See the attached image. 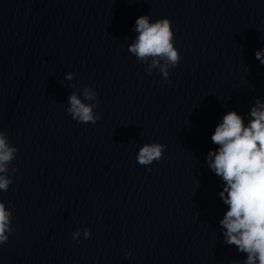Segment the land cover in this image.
<instances>
[{"label":"clouds","instance_id":"1","mask_svg":"<svg viewBox=\"0 0 264 264\" xmlns=\"http://www.w3.org/2000/svg\"><path fill=\"white\" fill-rule=\"evenodd\" d=\"M137 35L128 45V51L138 62L147 65L146 72L152 75L158 69L164 83H170V69L180 63V52L175 47L174 32L170 19L161 18L151 22L149 15H141L135 21ZM255 58L264 64V50H257ZM74 73H68L66 79L71 81ZM81 95L83 99H81ZM99 100L97 92L85 86L80 94L71 92L68 96L66 112L77 123L95 124L102 117L95 112ZM250 119L245 123L244 117L236 111L226 112L211 136L217 145L210 150L206 161L209 169L223 181L219 197L227 211L219 221L223 230V242L236 246L246 259L234 264H264V100L256 98L248 114ZM167 145L153 142L140 147L137 162L142 166L151 165L162 159ZM18 149L12 146L7 134L0 131V190L7 191L13 184L9 172L18 169L10 168L16 158ZM151 171V168L148 169ZM11 204V202H9ZM13 212L3 201H0V245L8 242L15 231ZM91 235L90 229L83 227L72 234V239L80 243ZM130 252L125 254L127 259Z\"/></svg>","mask_w":264,"mask_h":264}]
</instances>
